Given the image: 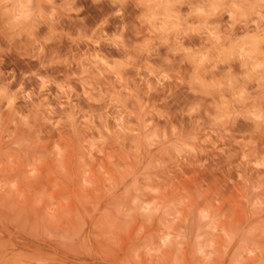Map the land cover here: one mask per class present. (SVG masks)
Segmentation results:
<instances>
[{
    "label": "rangeland",
    "instance_id": "rangeland-1",
    "mask_svg": "<svg viewBox=\"0 0 264 264\" xmlns=\"http://www.w3.org/2000/svg\"><path fill=\"white\" fill-rule=\"evenodd\" d=\"M77 6L83 8L79 17L58 25L73 35L78 27L90 33L114 11L107 0L100 5L78 0ZM136 14L129 4L123 21L112 18L105 31L112 34L127 23L125 38L131 45L138 39L132 27ZM46 32L42 26L38 36ZM185 43L196 46L200 41ZM0 47L9 48L3 38ZM85 50L100 51L110 60L123 56L103 44L99 49L84 44L77 48L67 38L48 45L46 53L70 57ZM21 53L17 42L0 54L4 79L15 73L12 90L23 82L26 90L38 91L36 78L24 80V73L38 71L63 80L78 71L75 65L40 69L38 61ZM166 55L161 48L151 62L162 65ZM176 60L174 68L187 79L190 66ZM232 67L239 71L238 64ZM126 75L139 83L134 70ZM71 83L82 92L76 81ZM144 91L141 85L142 100L168 113L165 120L152 118L158 126L169 133L172 126L185 133L192 130V121L182 113L200 98L187 85L168 83L149 96ZM49 92L55 114L47 118L53 124L45 122V111L23 100L16 107L29 111L27 126L14 124L11 113L0 106V264H264V184L239 163L240 149L233 142L248 138L253 130L249 122L238 119L223 142L213 137L216 149L204 145L205 154L179 159L169 142L149 147L141 135L124 137L106 117L101 122L91 114H102L106 102L91 104L80 95L71 104L61 101L66 104L61 109L52 99L55 86L43 95ZM65 112L75 115L74 124L55 123ZM200 118L207 127L203 112ZM255 139L257 151L264 153V136Z\"/></svg>",
    "mask_w": 264,
    "mask_h": 264
},
{
    "label": "clouds",
    "instance_id": "clouds-1",
    "mask_svg": "<svg viewBox=\"0 0 264 264\" xmlns=\"http://www.w3.org/2000/svg\"><path fill=\"white\" fill-rule=\"evenodd\" d=\"M107 2L114 11L104 16L90 33L86 28L78 27L73 35L59 29L58 25L65 19L79 17L83 8L77 6L78 0H0V38L9 45L8 49L0 47V54L11 51L12 46L20 42L22 56L38 61L40 69L54 66L71 69L73 65L78 69L65 74L63 80L40 75L38 71L24 73V80L36 78L38 91L26 90L23 82L12 90L15 73H7L11 79H4L5 73L0 72V106L11 113L13 123L27 126L31 122L29 111L22 113L17 110L18 101L23 100L31 104V108L45 111V122L53 124L47 118L55 114V107L49 103L52 94H43L55 86L57 92L52 99L60 103L61 109L66 107L61 101L71 104L73 97L79 98L80 95L91 104L106 102L107 107L102 114H91L101 122H105L106 117L114 124L115 131L124 137L141 135L149 147L162 141L169 142L175 156L186 159L205 154L204 145L210 144L216 149L213 137L223 142L231 136L230 126L243 119L253 126V130L247 139L233 141L240 149L239 163L252 169L253 179L264 184V153L257 151L255 139L257 135L264 136V0ZM92 3L100 5L104 0H92ZM129 4L137 10L132 27L138 39L131 45L125 38L127 23H122L119 31L112 34L105 31L112 18L123 21ZM79 23H84L82 18ZM42 26L47 27V32L38 36ZM238 27L242 29L241 34L236 32ZM62 38H67L77 48L81 44L95 49L102 44L108 45L122 51L123 56L110 60L102 52L90 50L80 55L73 53L70 57L53 51L48 56L47 46ZM193 38L200 43L186 45L185 42ZM161 48L168 53L163 57V64L152 63L151 58L159 56ZM176 58H179L180 65L190 66L187 79L174 68ZM234 64L239 65V71L234 70ZM129 70L135 71L139 83L126 75ZM72 81L79 84L82 92H77ZM172 82L187 85L190 93L200 98L182 113L193 124L188 133L176 126H172L169 133L158 126L152 118L165 120L168 113L141 99V85L146 87L143 95L149 96ZM206 99L210 102L205 106ZM111 109L114 112L110 114ZM201 112L207 118V127L205 120L200 118ZM75 120L72 112H65L55 123L72 125ZM103 139L100 134L99 140Z\"/></svg>",
    "mask_w": 264,
    "mask_h": 264
}]
</instances>
